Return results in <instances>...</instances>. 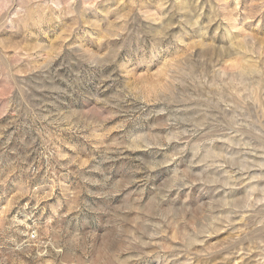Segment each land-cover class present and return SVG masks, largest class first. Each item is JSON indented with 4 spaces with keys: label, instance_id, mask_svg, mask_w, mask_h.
Instances as JSON below:
<instances>
[{
    "label": "rangeland",
    "instance_id": "rangeland-1",
    "mask_svg": "<svg viewBox=\"0 0 264 264\" xmlns=\"http://www.w3.org/2000/svg\"><path fill=\"white\" fill-rule=\"evenodd\" d=\"M0 264H264V0H0Z\"/></svg>",
    "mask_w": 264,
    "mask_h": 264
}]
</instances>
